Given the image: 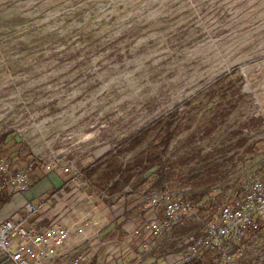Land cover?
<instances>
[{
	"label": "rangeland",
	"instance_id": "rangeland-1",
	"mask_svg": "<svg viewBox=\"0 0 264 264\" xmlns=\"http://www.w3.org/2000/svg\"><path fill=\"white\" fill-rule=\"evenodd\" d=\"M227 102L236 107L221 120ZM159 118L174 120L166 157L182 162L164 194L195 202L206 191L209 209L160 238L120 229L99 240L86 228L78 246L90 240L85 253L96 252L94 263L103 253L123 264H179L185 238L200 235L220 204L264 184V0H0V159L32 169L13 194L56 178L60 187L52 182L38 204L66 199L80 215L99 216L106 206L122 212L102 174L156 143L159 127L133 151L123 144ZM56 158L78 171L79 186L48 167ZM137 194L128 208L140 228L149 209ZM226 252L228 262L213 254L187 264H264V233Z\"/></svg>",
	"mask_w": 264,
	"mask_h": 264
},
{
	"label": "built area",
	"instance_id": "built-area-1",
	"mask_svg": "<svg viewBox=\"0 0 264 264\" xmlns=\"http://www.w3.org/2000/svg\"><path fill=\"white\" fill-rule=\"evenodd\" d=\"M50 169L60 167L73 179L81 180L72 165L62 166L56 158ZM31 168L18 169L0 159V195L26 185ZM149 215L140 228L134 230L136 236L149 235L160 238L165 232L184 219L196 217L192 205L182 196L169 197L167 194L147 198ZM38 210L32 202L23 206L21 215L0 219V264H88L86 246H78L72 253H63L71 235L82 236L93 223L85 219L80 227L70 228L56 222L39 225L35 221ZM161 212V214H160ZM264 221V184L254 182L246 195L236 205H221L206 223L200 235H188L184 245L186 256L179 264H185L201 257L205 252L220 254L218 259L230 261L227 248L240 245L251 230H257ZM97 235V231L94 232ZM217 259V260H218ZM95 264H116L114 258Z\"/></svg>",
	"mask_w": 264,
	"mask_h": 264
},
{
	"label": "trees",
	"instance_id": "trees-1",
	"mask_svg": "<svg viewBox=\"0 0 264 264\" xmlns=\"http://www.w3.org/2000/svg\"><path fill=\"white\" fill-rule=\"evenodd\" d=\"M236 107V103L234 102H227V105L220 110L219 117L221 120L226 119L231 115L233 110ZM215 123V122H213ZM158 126L154 125L146 129H141L136 131L133 134L126 136L124 139L123 144L127 145V151H133L140 147L146 140L147 136L149 135L151 130H156L159 127V136L157 142H151L132 163H129L125 166L118 165L112 169H105L104 173L102 174V179L104 182L105 187L108 189L110 193H118L120 196L118 199L123 200V207L126 208L127 206L131 205L132 203L137 201V193L138 190L142 191V199L144 200L143 203L148 206L147 198L153 195L164 194L167 193V184L172 181L174 177L177 175H182L178 170L180 169V163L178 160H175L171 157L167 158L166 153L167 150L177 133V128L175 126L174 120H166L164 122L163 118H159L155 120V123ZM214 125L206 129V134H210L213 130ZM101 160L96 161L91 166L87 167L84 170L86 173V177H91L101 168L100 166ZM189 163L188 160L185 161V164ZM179 168V169H178ZM148 176H145V174ZM139 177L136 184H133L132 180L135 177ZM197 177L188 176L186 184H192V180ZM87 179V178H86ZM5 194V193H4ZM4 194L0 195L3 196ZM207 196V192L203 191L197 194H194L193 198L195 202H192L188 198H184L188 201L194 211L196 216H200L201 214L207 212L209 208L204 207L205 204L202 203V200ZM132 197V198H130ZM1 202H6L7 197H2ZM108 201H105L107 203ZM238 201H231L226 204L221 205H236ZM113 205V204H112ZM213 204L212 206H214ZM149 207V206H148ZM211 207V208H213ZM217 208V209H218ZM149 209V208H148ZM215 210V212L217 211ZM214 213V212H213ZM161 214V212H160ZM124 215V214H123ZM122 215V216H123ZM213 214H211L212 216ZM210 216V218H211ZM191 219H184L180 223L187 222ZM179 223L175 224L173 227L178 225ZM172 227V228H173ZM264 233V221L259 224L257 230H251L249 234H263ZM248 237V236H247ZM241 245V244H240ZM214 253L205 252L201 257L197 259H203L204 257H211ZM215 255V254H214ZM189 263V262H188ZM187 264V263H186Z\"/></svg>",
	"mask_w": 264,
	"mask_h": 264
},
{
	"label": "crops",
	"instance_id": "crops-1",
	"mask_svg": "<svg viewBox=\"0 0 264 264\" xmlns=\"http://www.w3.org/2000/svg\"><path fill=\"white\" fill-rule=\"evenodd\" d=\"M57 181L58 180L56 178L52 179V182L55 183V186L59 188L60 182ZM52 182L50 180H46V182L39 183L38 185L30 188L29 190L22 192L23 194H13V192H15V189L10 190L9 192H6L4 194L5 198L7 197L6 202H1V199H3L2 197H4V195L0 196V219L8 218L14 215H21L23 212L24 204L32 201L35 205H37L36 208L38 212L36 214L35 221H37L39 225H47L49 223L56 222L58 224L65 225L73 229L75 227H80L85 219H89L91 222H97L96 224L93 223L90 227L95 230L94 232H98L97 236H99V240L101 239V237H103V233H105V231H110L111 234H116L121 229L133 234L134 230L137 229V227H134V224L132 223L133 216L129 214V206H127L125 209L123 208L121 212L119 209H113L114 206H106L105 203L101 201V204H104L106 207L99 210V216H92L90 214L80 215L78 211L76 212V210L74 209L72 211L69 210L74 208L76 205L72 201L67 202L66 199H63L62 201L58 200L53 205H49L48 201L43 202L42 205L41 203L38 204L39 201L41 202L42 195L47 192L48 189L53 188ZM72 182L73 184L69 183L70 187H75L76 184L77 186H79L78 182L75 179H72ZM77 194L78 193H76L75 196H73L72 198H79ZM148 208L149 207H147V209ZM108 217L112 218V224H110V222H108V224L106 223ZM113 217H115V219H113ZM118 221H123V224L120 226L117 225ZM81 241H85L83 236H76L75 234H72L71 239L69 240L65 249L62 250V252L67 254L72 253L77 248L78 244L81 243ZM89 243L90 240L86 245L90 246ZM95 253L96 252H92V254L90 255L88 264L96 263H94ZM105 255L106 254L103 255V253H101L100 256H102V258L97 260V262L108 261L110 258H113L111 255ZM114 260L116 261V264H123L121 258H114ZM139 262L141 261L139 260ZM140 264H145V262H142Z\"/></svg>",
	"mask_w": 264,
	"mask_h": 264
}]
</instances>
